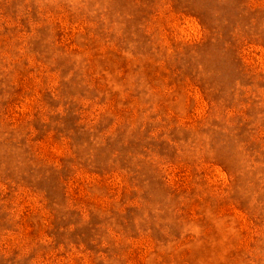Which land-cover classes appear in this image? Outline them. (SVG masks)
Returning <instances> with one entry per match:
<instances>
[{
	"label": "rangeland",
	"instance_id": "374dc122",
	"mask_svg": "<svg viewBox=\"0 0 264 264\" xmlns=\"http://www.w3.org/2000/svg\"><path fill=\"white\" fill-rule=\"evenodd\" d=\"M0 264H264V0H0Z\"/></svg>",
	"mask_w": 264,
	"mask_h": 264
}]
</instances>
